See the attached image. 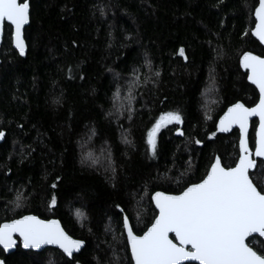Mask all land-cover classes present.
Returning <instances> with one entry per match:
<instances>
[{
  "label": "trees",
  "instance_id": "16d2710c",
  "mask_svg": "<svg viewBox=\"0 0 264 264\" xmlns=\"http://www.w3.org/2000/svg\"><path fill=\"white\" fill-rule=\"evenodd\" d=\"M258 3L29 0L25 57L12 49L7 25L0 47V223L24 215L57 219L84 247L70 259L50 248L0 249L4 264H132L123 216L141 235L156 215L154 192L179 194L215 157L233 165L238 132L221 135L215 125L228 106L258 100L238 64L245 52L264 58L251 36ZM208 90L214 93L206 96ZM169 111L183 122L159 129L153 156L148 131ZM255 127L251 122V149ZM89 149L101 154L96 166L82 162ZM250 174L257 185L264 180L259 167ZM18 191L24 199L16 208ZM247 243L264 252L261 239Z\"/></svg>",
  "mask_w": 264,
  "mask_h": 264
},
{
  "label": "snow or ice",
  "instance_id": "6c2138e0",
  "mask_svg": "<svg viewBox=\"0 0 264 264\" xmlns=\"http://www.w3.org/2000/svg\"><path fill=\"white\" fill-rule=\"evenodd\" d=\"M254 15L255 28L251 34L264 44V0H259ZM29 20V0H0V38L7 22L11 43L20 56L25 55L22 33ZM179 54L184 56L183 48ZM145 63L150 67V61L146 60ZM239 66L247 70V80L258 90L259 100L253 107H246L240 102L232 104L216 125L220 132H227L234 125L239 127L237 158L233 165L226 166L221 158L216 157L199 182L188 184L179 194L162 191L152 194L151 201L158 214L142 235L135 234L129 218L126 215L123 217V231L127 234L132 264H183L184 261H197L198 264H264V252L258 253L246 243L253 233L264 237V180L257 185L251 178L253 174H250L251 169L259 167L264 176V58L245 52L239 59ZM155 75L159 76V71ZM138 83L139 78L136 77L128 90L126 99L129 113L133 111V89ZM117 99L119 88L114 93V102ZM54 102L58 103L59 100ZM254 116L259 118V127L255 130L253 153L249 149L247 132L249 119ZM205 118L211 117L206 113ZM182 122L179 112L169 111L161 115L148 131V152L155 155L156 133L162 126ZM177 131L183 135L179 129ZM3 136L4 133L0 131V138ZM125 142H128L126 138ZM253 156L261 158L259 165ZM84 159H92L91 154ZM92 163H95L94 159ZM23 199V194L18 191L12 202L14 207H21ZM55 204L56 198L53 196L49 207ZM116 207L124 211L119 205ZM77 215L81 214L77 212ZM170 233L174 234V240L169 238ZM16 235L26 249L56 245L69 257L74 251H79L83 243L71 239L58 221L41 220L35 215H24L0 223V248L6 252L14 247Z\"/></svg>",
  "mask_w": 264,
  "mask_h": 264
},
{
  "label": "water",
  "instance_id": "95a60500",
  "mask_svg": "<svg viewBox=\"0 0 264 264\" xmlns=\"http://www.w3.org/2000/svg\"><path fill=\"white\" fill-rule=\"evenodd\" d=\"M258 6V5H257ZM254 12H255V9H254ZM254 12H253V18H254V26H253V29L255 28V15H254ZM5 25H7V22H5ZM29 25V23L28 24H26L25 26H24V29L27 27ZM8 26V25H7ZM24 29H23V33H22V35H23V38H24ZM252 29V30H253ZM3 31H4V29H3ZM251 36H252V34H251ZM252 38L261 46V47H263L264 48V44H261L260 42H259V40L255 37V36H252ZM2 39H3V33H2V38H0V47H1V44H2ZM11 46H12V49L18 54V56L19 57H21V58H23V57H25V55L24 56H20L19 55V53H18V51L15 49V47H14V45L11 43ZM25 53H26V44H25ZM253 54V53H252ZM243 55V54H242ZM241 55V56H242ZM253 55H255V54H253ZM240 56V57H241ZM257 56V55H256ZM262 58V57H261ZM240 59V58H239ZM238 64H239V60H238ZM240 67V66H239ZM240 69H241V71L243 72V73H245L246 74V81H247V83L250 85V86H252L254 89H255V86L254 85H252L248 80H247V70L246 69H243V68H241L240 67ZM256 90V89H255ZM256 92H257V95H258V100H259V93H258V90H256ZM258 100H257V102H258ZM256 102V103H257ZM241 103V102H240ZM231 106V105H230ZM230 106H228V107H230ZM253 106H255V105H253ZM252 106V107H253ZM227 107V108H228ZM227 108L225 109V111H227ZM224 111V112H225ZM224 112L220 115V117L224 114ZM219 117V118H220ZM219 118L217 119V121H216V125L219 123ZM253 121H256V127H255V130L259 127V118L258 117H251L250 119H249V125H248V132H247V138H248V134H249V130H250V124H251V122H253ZM216 125H215V128H216ZM234 130H236L237 132H238V135H239V127L238 126H236V125H234L229 131H227V132H220V131H217V128H216V131H217V133L218 134H221V135H228V134H230L232 131H234ZM4 133V132H3ZM5 134V133H4ZM3 139H4V136H3V138H0V144L3 142ZM249 144V143H248ZM249 149L251 150V151H253V153H254V150H255V131H254V147H253V149H251L250 147H249ZM238 152H239V138H238ZM216 158V157H215ZM253 158L254 159H256L257 161H260V159L261 158H258V157H255V156H253ZM210 168V167H209ZM254 169L255 168H253V169H251L250 170V173L251 172H253L254 171ZM157 192V191H156ZM155 193V192H154ZM153 193V194H154ZM152 196V195H151ZM150 200H151V197H150ZM151 203H152V201H151ZM152 206H153V208H154V210H155V212H156V214H158V210H156V208H155V204L154 203H152ZM124 217V216H123ZM17 219H19V218H17ZM40 219V218H39ZM41 220H43V219H41ZM49 220H56V221H58L57 219H49ZM4 223V222H3ZM58 223H59V225H60V227L62 228V226H61V224H60V222L58 221ZM122 224H123V221H122ZM150 227V226H149ZM63 229V228H62ZM147 230V229H146ZM63 231H64V229H63ZM65 232V231H64ZM66 233V232H65ZM143 234V233H142ZM141 234V235H142ZM69 236V235H68ZM124 236H125V240H126V244H127V234H126V232H124ZM70 237V236H69ZM250 237H257V238H259V239H261L263 242H264V237H259V234H257V233H253L251 236H249L248 238H250ZM71 239H73L72 237H70ZM169 238H171V239H175L174 238V234H172V233H170L169 234ZM247 238V239H248ZM14 239L16 240V245L14 246V247H12V248H10L8 251H4L2 248H0L3 252H4V254L5 255H9V254H12V253H14V251H15V249H16V247L17 246H19L20 247V249L22 250V251H24V252H32V253H40L41 251H43V250H45V249H48V248H50V249H55V250H57V251H59L64 257H66L67 259H70L72 256H74V255H77V254H79V252L83 249V247H84V242L81 244V246H80V249H79V251H74L73 252V254H72V256L71 257H69V256H67V255H65L64 253H63V251L58 247V246H56V245H43L40 249H26V248H24L23 247V244H22V242L20 241V238H19V236L18 235H16V236H14ZM247 239H246V243H247ZM73 240H76V239H73ZM80 241V240H79ZM128 247V246H127ZM128 252H129V255H130V258H131V250L128 248ZM0 262H3V260H1L0 259ZM132 262V261H131ZM3 264H4V262H3ZM183 264H198V262L197 261H184L183 262Z\"/></svg>",
  "mask_w": 264,
  "mask_h": 264
},
{
  "label": "rangeland",
  "instance_id": "374dc122",
  "mask_svg": "<svg viewBox=\"0 0 264 264\" xmlns=\"http://www.w3.org/2000/svg\"><path fill=\"white\" fill-rule=\"evenodd\" d=\"M208 93H209V95H212L214 92L212 90H208V92H206V96H208ZM89 150H86L84 156L87 157L89 154H91L92 159H83V161L87 162L90 166H96L98 163V159L101 156V154H94L95 151L93 149H89ZM93 159L95 160V163H92Z\"/></svg>",
  "mask_w": 264,
  "mask_h": 264
}]
</instances>
